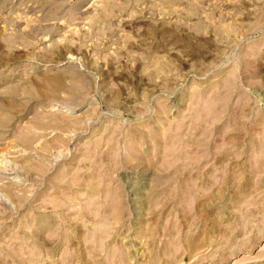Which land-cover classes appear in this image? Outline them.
I'll return each mask as SVG.
<instances>
[{
    "label": "rangeland",
    "instance_id": "obj_1",
    "mask_svg": "<svg viewBox=\"0 0 264 264\" xmlns=\"http://www.w3.org/2000/svg\"><path fill=\"white\" fill-rule=\"evenodd\" d=\"M0 264H264V0H0Z\"/></svg>",
    "mask_w": 264,
    "mask_h": 264
}]
</instances>
